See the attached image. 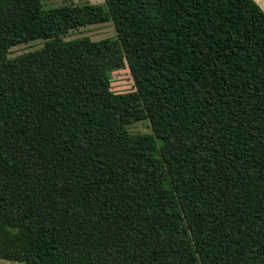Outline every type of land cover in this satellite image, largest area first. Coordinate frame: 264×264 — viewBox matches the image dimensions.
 <instances>
[{"label": "trees", "instance_id": "obj_1", "mask_svg": "<svg viewBox=\"0 0 264 264\" xmlns=\"http://www.w3.org/2000/svg\"><path fill=\"white\" fill-rule=\"evenodd\" d=\"M0 260L264 264V9L0 0Z\"/></svg>", "mask_w": 264, "mask_h": 264}, {"label": "rangeland", "instance_id": "obj_2", "mask_svg": "<svg viewBox=\"0 0 264 264\" xmlns=\"http://www.w3.org/2000/svg\"><path fill=\"white\" fill-rule=\"evenodd\" d=\"M43 8L52 9L64 5L93 4L101 5L103 0H41ZM115 36L114 28L111 23L92 25L78 30H72L66 39L89 37L92 41H100ZM43 46V41L38 40L26 44L17 45L10 49L9 57H15L27 53ZM111 90L114 93H126L134 90V84L127 66L116 70L111 74ZM129 132L134 134H150L151 129L148 121L136 122L129 126ZM0 264H23L17 262H7L0 260Z\"/></svg>", "mask_w": 264, "mask_h": 264}, {"label": "crops", "instance_id": "obj_3", "mask_svg": "<svg viewBox=\"0 0 264 264\" xmlns=\"http://www.w3.org/2000/svg\"><path fill=\"white\" fill-rule=\"evenodd\" d=\"M259 8L264 9V0H253Z\"/></svg>", "mask_w": 264, "mask_h": 264}]
</instances>
